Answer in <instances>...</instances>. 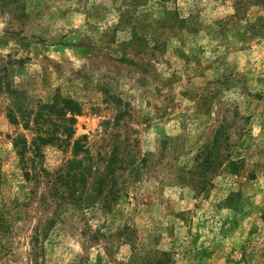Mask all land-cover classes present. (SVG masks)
<instances>
[{
    "label": "rangeland",
    "instance_id": "374dc122",
    "mask_svg": "<svg viewBox=\"0 0 264 264\" xmlns=\"http://www.w3.org/2000/svg\"><path fill=\"white\" fill-rule=\"evenodd\" d=\"M76 162L116 200L59 207ZM0 264H264V0H0Z\"/></svg>",
    "mask_w": 264,
    "mask_h": 264
},
{
    "label": "trees",
    "instance_id": "16d2710c",
    "mask_svg": "<svg viewBox=\"0 0 264 264\" xmlns=\"http://www.w3.org/2000/svg\"><path fill=\"white\" fill-rule=\"evenodd\" d=\"M49 108L53 106H47ZM61 115L71 114H80V106L71 99H64L62 106L58 109ZM74 119H69L73 121ZM68 130V128L66 129ZM48 138L47 141H49ZM46 141V140H45ZM13 145L16 148L17 154L20 157V166L24 171V176L27 181L42 182L43 179H50L52 174L46 170L42 164L39 162L36 163L32 158L33 155L42 154V147H39L37 143H32L28 145L26 139L22 135H18L13 139ZM42 145L50 143H41ZM74 151H80L78 148H74ZM219 151V150H218ZM219 158V153L213 154V152L208 153L204 165L211 168L213 162ZM103 172L99 177L98 175H93L92 181H89V177L93 173L89 174V168L83 170L81 168V163L76 162V166H70L69 169L64 173H58L59 175L50 181V186L48 189L47 195H50L52 199L60 201V206L65 204H74L76 208L85 206V208L94 207L96 205L107 203L108 205L116 200V195L114 194V172L109 170ZM230 167L232 170L237 173L239 171V163L231 162ZM57 173V172H55ZM90 185V188L86 193L84 192L87 185ZM84 190V191H83ZM85 196H83V195ZM83 204V205H79ZM59 212L56 211L51 218L48 219V223L45 227L35 228V236L33 240L37 243L41 241L42 238H45L52 229V224L54 219H58Z\"/></svg>",
    "mask_w": 264,
    "mask_h": 264
}]
</instances>
